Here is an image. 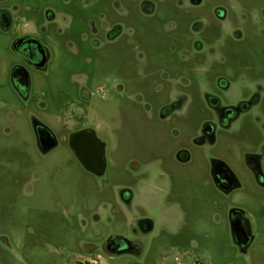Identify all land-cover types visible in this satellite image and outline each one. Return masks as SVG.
<instances>
[{
  "label": "flooded vegetation",
  "instance_id": "1",
  "mask_svg": "<svg viewBox=\"0 0 264 264\" xmlns=\"http://www.w3.org/2000/svg\"><path fill=\"white\" fill-rule=\"evenodd\" d=\"M0 32L13 54L10 88L29 111L23 192L33 193L59 148L81 174L119 176L106 183L102 215L89 217L95 239L46 247L43 232L26 223L16 234L0 230V256L33 264L31 253L46 247L55 264L63 256L67 264L149 256L187 264L193 188L208 192L212 218L250 261L264 218V0H0ZM59 52L69 87L56 91L54 127L37 115L48 104L35 84ZM111 106L135 119H111ZM7 115L9 123L14 113ZM238 192L258 203L256 212L234 200ZM87 222L80 219L82 229Z\"/></svg>",
  "mask_w": 264,
  "mask_h": 264
},
{
  "label": "rangeland",
  "instance_id": "2",
  "mask_svg": "<svg viewBox=\"0 0 264 264\" xmlns=\"http://www.w3.org/2000/svg\"><path fill=\"white\" fill-rule=\"evenodd\" d=\"M40 1L30 0L35 4ZM77 24H80L79 18ZM8 39V35L0 32V230L16 234L18 229L22 230V227L29 223L34 230L43 232L46 247L50 242L58 241L64 248H75L81 239H95L89 217L94 211L102 215L100 206L107 196L106 183L109 181L117 185L119 176L109 174L107 180L81 174L73 165L66 166L64 158L67 152L59 148L42 166V176L33 193L26 195L23 192L20 182L24 176L23 162L32 152L29 147V111L20 107L8 82L6 73L9 63L13 61ZM67 60L65 54L59 52L52 71L46 77H36L35 88L38 91L46 89L48 104L47 110L37 112V115L54 127L58 126L55 110L56 91L69 87L64 81V74L69 65ZM9 110L14 113V118L8 123ZM108 114L116 121L119 118L129 121L136 116L132 111L123 115L115 106L108 109ZM6 124L11 128L8 134L4 132ZM53 165H57L59 169L54 171ZM190 189L185 223L187 232L184 237L191 245L187 264H192L195 260H200L202 264H264V218L258 217L259 234L252 247L250 261L246 263L232 245L226 223L221 219L212 218L208 192L200 193L197 189ZM233 196L234 200L242 202L254 212L257 211L258 203L255 200L243 196L240 192ZM218 198L224 203V197ZM81 218L88 221L84 229L81 227ZM97 228L101 229L102 226ZM182 238L180 237V240H183ZM193 244L197 247L193 248ZM46 247L42 251L31 253L34 254L31 257L33 264H55L54 255L49 253ZM142 261L138 263L124 257L116 260L118 264H153V256L147 257L145 262ZM67 262L63 256L58 264ZM0 264H11L6 253L0 256Z\"/></svg>",
  "mask_w": 264,
  "mask_h": 264
}]
</instances>
